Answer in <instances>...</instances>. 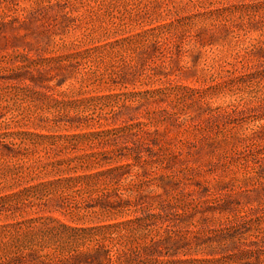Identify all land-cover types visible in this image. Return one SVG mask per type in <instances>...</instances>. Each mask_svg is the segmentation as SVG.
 <instances>
[{
  "label": "rangeland",
  "instance_id": "obj_1",
  "mask_svg": "<svg viewBox=\"0 0 264 264\" xmlns=\"http://www.w3.org/2000/svg\"><path fill=\"white\" fill-rule=\"evenodd\" d=\"M0 264H264V0H0Z\"/></svg>",
  "mask_w": 264,
  "mask_h": 264
}]
</instances>
